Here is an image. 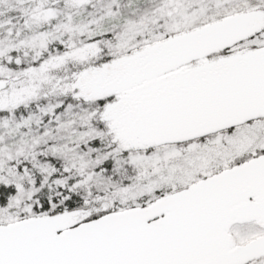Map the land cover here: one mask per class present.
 Returning a JSON list of instances; mask_svg holds the SVG:
<instances>
[{
	"label": "water",
	"instance_id": "obj_1",
	"mask_svg": "<svg viewBox=\"0 0 264 264\" xmlns=\"http://www.w3.org/2000/svg\"><path fill=\"white\" fill-rule=\"evenodd\" d=\"M263 28V11L226 16L93 67L76 91L112 98L98 118L130 149L263 117L264 46L207 59ZM252 221L264 228V154L89 221L65 212L1 223L0 264H249L264 258V234L237 244L230 230Z\"/></svg>",
	"mask_w": 264,
	"mask_h": 264
},
{
	"label": "rangeland",
	"instance_id": "obj_2",
	"mask_svg": "<svg viewBox=\"0 0 264 264\" xmlns=\"http://www.w3.org/2000/svg\"><path fill=\"white\" fill-rule=\"evenodd\" d=\"M119 1L0 0V81L6 82L0 91V111L31 103L44 104L12 123L28 125L34 120L35 125H44L60 101L68 100L73 107L80 104L76 83L93 67L238 12H264V0H160L156 7L132 17L117 32L98 34L99 23L115 12ZM263 46L264 28L230 48V53ZM224 52L207 59L230 54ZM104 105L86 115L78 110L75 116L87 126L90 120L98 121ZM6 123H11L10 118ZM102 125L111 144L122 152L130 150L128 145L115 140L109 123ZM262 154L264 116L204 135L202 139L195 137L139 149L128 156L124 167L125 172L132 173L131 184L92 197L72 213H78L79 222H84L92 215L122 211L141 199L150 202L159 194L174 192ZM20 189L23 195L25 188L20 185ZM28 209L23 198L0 207V224L46 215L23 214ZM231 234L237 243L244 244L264 234V228L249 222L233 227ZM249 264H264V258Z\"/></svg>",
	"mask_w": 264,
	"mask_h": 264
},
{
	"label": "trees",
	"instance_id": "obj_3",
	"mask_svg": "<svg viewBox=\"0 0 264 264\" xmlns=\"http://www.w3.org/2000/svg\"><path fill=\"white\" fill-rule=\"evenodd\" d=\"M159 1L120 0L115 12L99 23L97 33L110 35L117 32L132 17L148 12ZM230 48L224 53H230ZM80 100L81 103L74 107L68 100L60 101L41 127L35 125L34 120L28 125L15 124L12 120L20 119L28 110H38L44 105L42 103L0 111V207L23 198L29 206L23 213L26 215L75 212L88 199L132 183V173L125 172L124 167L128 156L139 149L122 152L106 137L99 118L83 126L75 116L78 110L84 115L89 114L112 98L93 102ZM9 118L11 123L7 125ZM20 185L25 188L23 195ZM154 200L148 202L144 198L133 207ZM100 216L92 215L86 221Z\"/></svg>",
	"mask_w": 264,
	"mask_h": 264
},
{
	"label": "flooded vegetation",
	"instance_id": "obj_4",
	"mask_svg": "<svg viewBox=\"0 0 264 264\" xmlns=\"http://www.w3.org/2000/svg\"><path fill=\"white\" fill-rule=\"evenodd\" d=\"M252 222H255V221H252ZM249 223V222H248ZM243 224H246V223H243ZM243 224H236V225H233L232 227H231V230H232V228L233 227H235V226H237V225H243ZM255 224H258L257 222H255ZM231 230H230V233H231ZM232 235V234H231ZM234 237V236H233ZM237 243V242H236ZM237 244H241V243H237Z\"/></svg>",
	"mask_w": 264,
	"mask_h": 264
}]
</instances>
